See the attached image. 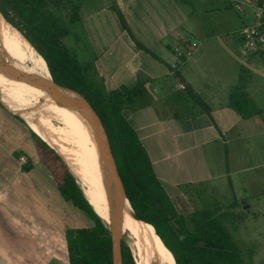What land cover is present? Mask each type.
I'll return each mask as SVG.
<instances>
[{
    "label": "crops",
    "instance_id": "crops-1",
    "mask_svg": "<svg viewBox=\"0 0 264 264\" xmlns=\"http://www.w3.org/2000/svg\"><path fill=\"white\" fill-rule=\"evenodd\" d=\"M186 1L80 0L78 19L62 38L89 66L94 86L104 93L129 90L122 113L164 189L179 201L190 187H220L243 169L248 154L264 155L260 56L236 54L219 39L214 51L198 41L192 57L170 67L172 46L191 38ZM232 99L248 101L250 115L234 110ZM30 129L0 105V264H69L65 230L71 226L56 231L55 182L42 160H34Z\"/></svg>",
    "mask_w": 264,
    "mask_h": 264
},
{
    "label": "trees",
    "instance_id": "trees-1",
    "mask_svg": "<svg viewBox=\"0 0 264 264\" xmlns=\"http://www.w3.org/2000/svg\"><path fill=\"white\" fill-rule=\"evenodd\" d=\"M79 3L80 0H0V13L5 18L1 19L21 32L45 60L68 118L80 134L105 148L101 133L89 122L96 120L114 157L129 203L140 219L138 222L166 261L169 264H244L240 248L218 217L201 210L202 217L195 227L188 226L186 215L179 211L157 178L136 130L122 113L129 90L102 92L91 81L89 66L80 63L64 46L62 38L69 33V24L78 19ZM113 8L126 26L120 10ZM0 80L7 84L1 71ZM14 95L28 109L15 92ZM232 100L234 110L242 117L250 115L248 101ZM0 105L8 109L1 98ZM30 131L59 194L90 221L89 225L65 230L69 264H113L108 226L85 197L62 157ZM120 249L122 264H137L123 241Z\"/></svg>",
    "mask_w": 264,
    "mask_h": 264
},
{
    "label": "rangeland",
    "instance_id": "rangeland-1",
    "mask_svg": "<svg viewBox=\"0 0 264 264\" xmlns=\"http://www.w3.org/2000/svg\"><path fill=\"white\" fill-rule=\"evenodd\" d=\"M183 10L189 37L202 43L208 41L212 45L211 51H214L218 39L223 40L226 45L230 46L232 51L241 54L237 31L242 24L251 22L250 9H245L244 12L238 11L234 0H187L183 5ZM0 26L6 27L9 33L16 37L22 58L30 59L34 56V58L42 60L46 64L43 57L21 32L2 19H0ZM218 50L219 53H222L220 48ZM256 58L264 66L263 60L259 57ZM20 63L19 68L22 72L24 70L32 73L23 65V61ZM35 76L39 79L37 75ZM23 78L28 86L33 89L29 77L23 75ZM32 93L36 98L37 93L34 89ZM36 102L38 103V100ZM36 106L39 114V106ZM262 110L264 115V109ZM8 111L19 117L11 109L8 108ZM39 115L43 119L42 114ZM24 124L27 126L25 121ZM262 139L264 141V136ZM31 148L35 154L34 160L40 158L41 161L36 146L32 144ZM19 156H17V159L21 164L27 162L25 155H23L25 161H20ZM242 160L239 165L243 169L232 173L230 180L225 178L224 181H221L223 184L220 187L209 185L211 183L193 186L185 191L187 194L183 201L177 199H174V201L179 211L186 215L188 226L191 229L202 217L199 211L206 209L211 216L218 217L230 232L232 239L241 250L244 264H264V155L248 154ZM54 192L56 199L52 210L56 217L55 228L57 233L62 230L63 226L77 227L90 224L87 216L76 209L71 202L65 201L56 188ZM6 226H8V223ZM125 235L126 233L121 231V241L127 244L134 259L132 249ZM55 237L57 239L58 234H55ZM3 240L0 236V241L3 242Z\"/></svg>",
    "mask_w": 264,
    "mask_h": 264
},
{
    "label": "bare ground",
    "instance_id": "bare-ground-1",
    "mask_svg": "<svg viewBox=\"0 0 264 264\" xmlns=\"http://www.w3.org/2000/svg\"><path fill=\"white\" fill-rule=\"evenodd\" d=\"M3 18L0 14V19ZM21 50L15 36L6 27L0 26V56L15 72L20 70V62L32 73L23 70L29 77L34 93L25 81L16 80L3 74L6 83L0 80V98L12 111L20 113L27 125L48 143L53 145L73 172L85 197L91 203L106 225L109 226V208L106 192V175L99 158L98 145L83 137L66 113L59 94L52 83L47 65L39 59L21 57ZM14 92L25 106L15 98ZM38 100V103L36 102ZM39 106L40 113L37 112ZM121 231L126 233L129 246L138 264H169L153 246L146 232L134 218L126 200L121 214Z\"/></svg>",
    "mask_w": 264,
    "mask_h": 264
},
{
    "label": "water",
    "instance_id": "water-1",
    "mask_svg": "<svg viewBox=\"0 0 264 264\" xmlns=\"http://www.w3.org/2000/svg\"><path fill=\"white\" fill-rule=\"evenodd\" d=\"M0 70L2 72H4L6 75H8V76H10L16 80L25 81L23 78L22 72L13 71L7 65V63L4 61V59H2L1 56H0ZM52 83H53V81H52ZM53 86L55 87L54 83H53ZM55 89H56V87H55ZM58 94H59V92H58ZM59 97H60V100L63 104V101L61 99L60 94H59ZM15 113H17L19 115V117L25 121V119L23 118V116L20 113H18L16 111H15ZM89 122L96 125L97 129L101 133V135H102V137L106 143V147L105 148L98 147V151H99L100 162L102 164V168H103L104 173L106 175V192H107V203H108V208H109V226H108V229L110 231L111 238H112L113 264H122L121 249H120V244H121V237H120L121 236V214H122V210H123L125 201L127 200L129 202V200L126 196L123 182H122L121 177L118 173V169H117L114 157L110 151L109 145L107 143V140H106L104 134L102 133V131L99 128L98 124L96 123L95 119L94 120L91 119ZM39 137L42 140H44L41 136H39ZM44 141L61 156V154L58 152V150L53 145L48 143L46 140H44ZM62 159L64 160L63 157H62ZM130 207H131V205H130ZM131 209H132V207H131ZM132 213H133L134 218H136L137 220H140L136 216L133 209H132Z\"/></svg>",
    "mask_w": 264,
    "mask_h": 264
},
{
    "label": "built area",
    "instance_id": "built-area-1",
    "mask_svg": "<svg viewBox=\"0 0 264 264\" xmlns=\"http://www.w3.org/2000/svg\"><path fill=\"white\" fill-rule=\"evenodd\" d=\"M238 11L251 10V22L242 24L238 29V43L242 55H257L264 59V0H234ZM198 41L193 38L183 39L173 46L176 61L170 63L172 69L177 68L178 62L188 59L198 49ZM181 88L185 86L180 84ZM25 161L24 156H19Z\"/></svg>",
    "mask_w": 264,
    "mask_h": 264
},
{
    "label": "flooded vegetation",
    "instance_id": "flooded-vegetation-1",
    "mask_svg": "<svg viewBox=\"0 0 264 264\" xmlns=\"http://www.w3.org/2000/svg\"><path fill=\"white\" fill-rule=\"evenodd\" d=\"M77 180V179H76ZM78 182V181H77ZM79 184V183H78ZM80 186V185H79Z\"/></svg>",
    "mask_w": 264,
    "mask_h": 264
}]
</instances>
